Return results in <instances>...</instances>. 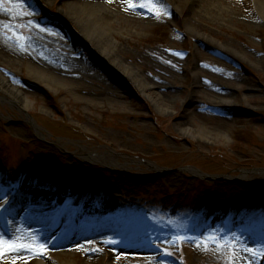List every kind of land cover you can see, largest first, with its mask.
Segmentation results:
<instances>
[{
	"label": "rangeland",
	"instance_id": "374dc122",
	"mask_svg": "<svg viewBox=\"0 0 264 264\" xmlns=\"http://www.w3.org/2000/svg\"><path fill=\"white\" fill-rule=\"evenodd\" d=\"M72 2L88 0L0 3V75L32 104L27 116L0 97V264L57 255L71 224L100 233L64 247L75 255L73 264H88L87 258L93 264H264V20L258 0L229 1L225 8L235 21L218 24L207 22L209 15L202 20L200 4L182 18L159 0L126 1L131 8L148 4L139 7L155 25L136 34L115 20L117 35L107 41L120 48L126 66L176 92V102L161 106L84 41ZM46 56L75 70L40 65ZM154 64L172 72L159 76L163 71ZM36 67L55 76L59 91L29 75ZM195 73L232 99L199 94ZM82 146L112 150L122 166L138 164L94 161ZM26 190L59 197L63 210L50 211V238L34 234L20 215L28 205L13 210ZM21 243L37 248L11 247Z\"/></svg>",
	"mask_w": 264,
	"mask_h": 264
},
{
	"label": "bare ground",
	"instance_id": "6f19581e",
	"mask_svg": "<svg viewBox=\"0 0 264 264\" xmlns=\"http://www.w3.org/2000/svg\"><path fill=\"white\" fill-rule=\"evenodd\" d=\"M127 0H88L87 3H75L72 2L69 4L72 7L78 5L79 12H73V15L76 20H79L82 23V26L85 30V33L88 37H85L84 41L88 45L98 46L100 51L105 53L110 59L111 64L115 67L119 68L123 74L127 77L133 79V81L138 84L141 90L153 101H155L159 106L162 104L166 105V102L173 103L176 102V92L174 93L173 90H168V85H162L160 83H156L153 80L150 81L148 76L139 73L138 71L128 67L125 65L124 61L122 60L121 56L119 55L120 48L115 46L114 44L107 41V36L110 34L117 35L116 25L113 23L115 20L118 21L120 25H127L129 27H133V33L135 31L136 34L141 33L146 29H151L155 25V21L149 16L150 14L146 11L142 10L141 5L133 6V8L128 7L126 5ZM130 1V0H129ZM138 2V0H132ZM162 3L170 5L172 7V13L176 17H187L188 13L193 10L198 4L201 5V10L199 11V16L202 18L203 21H207V15L210 16L207 22L216 23L219 20H224L227 22H234L235 19L232 17V12L229 11L226 7L229 1L231 0H159ZM260 10L262 12V19L264 20V0H258ZM214 21V22H213ZM120 22V23H119ZM215 23V24H216ZM218 24V23H217ZM131 34V32H128ZM166 56V55H165ZM168 56V55H167ZM146 61V60H145ZM39 64L42 66H48L54 71L62 72V73H72L75 70L73 65H69V61L59 60V59H51L49 56L40 57ZM154 62V61H153ZM155 68L161 69L163 72H158L159 76L164 74H169L172 71H168L167 68H162L159 64H154ZM47 73V72H46ZM44 72L39 71L37 69H31L29 71V75L35 79L40 80L43 84L48 85L49 88L55 89L59 91V86H56L52 82H57L55 76L47 75ZM194 88L195 91H198L199 94L204 93L208 97H213L214 100H223V102H228L232 98L229 94H223L221 92L213 91L215 88L213 85L212 87L206 84L201 78V74L195 73L194 74ZM58 83V82H57ZM207 87V88H206ZM62 88V87H61ZM4 95V96H2ZM0 97L9 98L11 103H14L18 106L21 112L29 116L28 111L30 110L32 104L29 101L28 97L25 93L13 86H11L6 78L0 75ZM193 99H189L188 101H192ZM228 100V101H227ZM178 101V100H177ZM185 100L184 102H186ZM48 112L47 110L45 111ZM38 132H41V129L36 127ZM195 133H193L194 136ZM83 151V155L91 160L94 161H102L109 165H118L123 168H128L130 164L137 163L133 160V162L127 161L124 166L119 163V154L115 153L114 151H106V152H95L87 147H81ZM138 164V163H137ZM156 172L160 170L155 166H150ZM192 173H197L192 171ZM31 191L26 190L23 195H27L24 199H20L15 202L13 210L19 212L22 206H27L26 208L22 209L20 215L25 217L27 222L31 223V229L34 234H40L47 238L52 236V227L49 225L48 216L50 212V207L56 208L55 210H60L62 205L59 202V197H52L49 196L50 194H38L32 193ZM23 196V197H24ZM13 214L9 216L12 218ZM70 219V218H69ZM10 227H8V230ZM69 235L66 236L59 244L60 248L57 250V255L54 254L46 255V261H40L37 259H29L28 262L23 264H59L56 259L65 260V264H73L71 261L72 258H76L75 255L67 254L64 247L71 244L72 242H82L87 240V238H92L91 236H96L95 234L98 233H88L82 231L80 229H75L72 225L70 226ZM94 234V235H93ZM105 237V236H104ZM104 239V238H103ZM53 245V244H52ZM41 252L39 253V256ZM14 259V264H21V262L16 263ZM88 264H93V258H87Z\"/></svg>",
	"mask_w": 264,
	"mask_h": 264
},
{
	"label": "snow or ice",
	"instance_id": "6c2138e0",
	"mask_svg": "<svg viewBox=\"0 0 264 264\" xmlns=\"http://www.w3.org/2000/svg\"><path fill=\"white\" fill-rule=\"evenodd\" d=\"M0 3H2V0H0ZM142 7H148V4H143L141 5ZM221 240H223L224 244H232L235 243V237H233L232 239H226L221 237ZM213 242H216L215 239H213ZM224 244H222L221 246H224ZM20 247V248H25V249H36L37 245L34 244H30V243H21L19 245H11V247ZM42 247V246H41ZM37 254H39V251H37Z\"/></svg>",
	"mask_w": 264,
	"mask_h": 264
}]
</instances>
